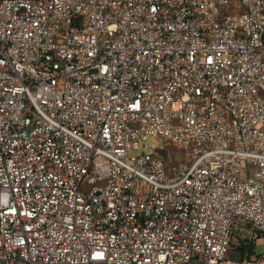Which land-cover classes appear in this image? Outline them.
Here are the masks:
<instances>
[{"label":"built area","instance_id":"obj_1","mask_svg":"<svg viewBox=\"0 0 264 264\" xmlns=\"http://www.w3.org/2000/svg\"><path fill=\"white\" fill-rule=\"evenodd\" d=\"M244 241L264 0H0V264H264Z\"/></svg>","mask_w":264,"mask_h":264},{"label":"trees","instance_id":"obj_2","mask_svg":"<svg viewBox=\"0 0 264 264\" xmlns=\"http://www.w3.org/2000/svg\"><path fill=\"white\" fill-rule=\"evenodd\" d=\"M255 254L256 246L249 241H244L237 245L233 244L227 257L236 261H244Z\"/></svg>","mask_w":264,"mask_h":264},{"label":"rangeland","instance_id":"obj_3","mask_svg":"<svg viewBox=\"0 0 264 264\" xmlns=\"http://www.w3.org/2000/svg\"><path fill=\"white\" fill-rule=\"evenodd\" d=\"M160 152L164 154V156H167V154L170 153L171 157L175 160H179L182 154L181 149L175 147L168 141L165 142V146ZM234 244L237 245V242H234ZM256 253L260 256L264 254V241H261L260 244L256 246Z\"/></svg>","mask_w":264,"mask_h":264}]
</instances>
